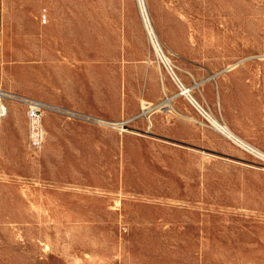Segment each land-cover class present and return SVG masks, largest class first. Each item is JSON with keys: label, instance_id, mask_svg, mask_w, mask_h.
<instances>
[{"label": "rangeland", "instance_id": "obj_1", "mask_svg": "<svg viewBox=\"0 0 264 264\" xmlns=\"http://www.w3.org/2000/svg\"><path fill=\"white\" fill-rule=\"evenodd\" d=\"M63 1L48 59L0 42V86L46 104L39 147L22 100L0 121V264H264V156L154 43L264 152V0H145L150 29L139 0Z\"/></svg>", "mask_w": 264, "mask_h": 264}, {"label": "crops", "instance_id": "obj_2", "mask_svg": "<svg viewBox=\"0 0 264 264\" xmlns=\"http://www.w3.org/2000/svg\"><path fill=\"white\" fill-rule=\"evenodd\" d=\"M64 3L63 0H0L1 45H14L11 55L18 60L48 59L49 57L45 56L48 50L41 46L51 44L52 39L57 43H63L62 36L64 28H66L64 25L66 14L61 11L57 12L55 9L57 6L62 7ZM13 6L15 10H11ZM41 15H45L46 18L43 22L40 20ZM6 53L7 51H2V55ZM238 65L228 68V70L237 68ZM220 87L219 85V91L221 92ZM151 96L155 99L161 97L160 90L156 89ZM151 106L149 105V108L146 106L148 108L146 113L159 108V105ZM18 125H20L19 122L14 119H6L0 122V141L7 136V132L16 135L14 131H16L15 127ZM7 156L6 150L0 147V175L8 172ZM3 188L6 195L7 185L0 180V199Z\"/></svg>", "mask_w": 264, "mask_h": 264}, {"label": "bare ground", "instance_id": "obj_3", "mask_svg": "<svg viewBox=\"0 0 264 264\" xmlns=\"http://www.w3.org/2000/svg\"><path fill=\"white\" fill-rule=\"evenodd\" d=\"M140 3V7L142 10V16L145 20L146 26L150 29L149 27V18H148V13H147V9H146V3L145 0H139L138 1ZM158 40V39H157ZM155 43V48L157 50L158 55L160 56V58L164 61V63L168 66L171 74L174 76V78L176 80H178L183 86L182 90L180 91V94L185 95L192 103L193 105L208 119L210 120L213 125L219 129L220 132H222L224 135H226L227 137H229L231 140H233L235 143L246 147L248 149H251V151L257 152L259 155H262L261 157L264 156V152H262L261 150L254 148L249 142H247L245 139H243L241 136L237 135L227 124H224L222 122H220L215 116H213L209 111H207L205 109V107L194 97V95L192 94V87L189 86H185L179 76L177 75V73L175 72L174 68L172 67V60L171 58L166 54V52L164 51L163 47L161 46V44L159 42H154ZM247 149V150H248Z\"/></svg>", "mask_w": 264, "mask_h": 264}, {"label": "built area", "instance_id": "obj_4", "mask_svg": "<svg viewBox=\"0 0 264 264\" xmlns=\"http://www.w3.org/2000/svg\"><path fill=\"white\" fill-rule=\"evenodd\" d=\"M183 86L181 87L182 90ZM22 100L28 107L29 137L34 147H39L44 140L42 115L46 109L45 102L35 98L19 97L0 86V121L8 116V103L14 100Z\"/></svg>", "mask_w": 264, "mask_h": 264}]
</instances>
